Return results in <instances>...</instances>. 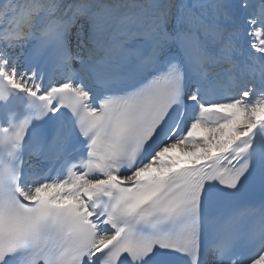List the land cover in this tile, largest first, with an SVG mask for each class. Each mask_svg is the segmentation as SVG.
<instances>
[{
    "label": "bare ground",
    "instance_id": "6f19581e",
    "mask_svg": "<svg viewBox=\"0 0 264 264\" xmlns=\"http://www.w3.org/2000/svg\"><path fill=\"white\" fill-rule=\"evenodd\" d=\"M257 2V0H255ZM228 5V7H224ZM257 5H259L257 3ZM226 13L231 14L232 16L239 15V20L244 21L245 19L249 18L250 8L248 6L247 0H236L228 2V0H196V1H189V0H181V7H180V15L182 20L186 23L193 20V18H210L211 20L215 21V29L218 26V18L226 16ZM11 56V54H9ZM264 100V98L262 99ZM263 104V102H262ZM248 120L247 123L253 125H260L264 123V108H257L254 111L248 112ZM218 127H205L207 130H213ZM231 127L224 131L226 137H230L233 133H240L242 131H237ZM212 141V140H211ZM217 142V140H216ZM190 145V146H188ZM193 144L190 142H180L173 144V148L178 149L180 146L183 147V150H189ZM198 145V144H197ZM45 186H39V188H44Z\"/></svg>",
    "mask_w": 264,
    "mask_h": 264
},
{
    "label": "rangeland",
    "instance_id": "374dc122",
    "mask_svg": "<svg viewBox=\"0 0 264 264\" xmlns=\"http://www.w3.org/2000/svg\"><path fill=\"white\" fill-rule=\"evenodd\" d=\"M16 71H18V69H13L11 75L14 76V72H16ZM218 132H220V130H217V131H216V133H218ZM189 146H190V145H189Z\"/></svg>",
    "mask_w": 264,
    "mask_h": 264
}]
</instances>
